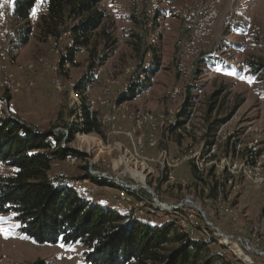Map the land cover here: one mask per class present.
<instances>
[{"label":"rangeland","instance_id":"1","mask_svg":"<svg viewBox=\"0 0 264 264\" xmlns=\"http://www.w3.org/2000/svg\"><path fill=\"white\" fill-rule=\"evenodd\" d=\"M1 1L4 0L0 5ZM17 1L11 3L8 19L3 18L0 6V45L13 49L1 55L0 62L23 85L33 86L12 92L0 85V112L41 133L66 134L65 129H55L54 125L60 112L62 122L72 123L74 118L69 113L75 109L74 99L66 87L57 88L54 74L42 67L40 60L60 66L69 35L57 41L40 36L42 14L47 11V0H43L34 6L35 16L31 11L32 34L29 42L22 44L26 26L14 16ZM104 7L115 24L113 35L118 42L109 50L103 44L98 48L99 59L108 57L101 61L88 98L104 96L105 81L112 80L115 97L127 103L130 114L136 111L164 116L156 135L159 144L156 150L144 154L138 151L137 155L129 141L123 139L124 130L133 129L135 122L130 116L127 121L120 116L123 130L116 129L113 137L76 132L66 146L83 153L85 158L79 164L76 159L75 164L67 160L54 162L51 174L67 185L72 180L81 181L75 189L95 204L133 214L139 220H175L179 229L193 226V237L201 235L202 225L208 222L226 236L244 239L235 251L221 249L216 243L211 246L213 250L226 254L232 264H249L247 258L253 264H264V68L256 72V65H264V0H105ZM156 56L160 58L159 72L152 78L149 90L135 100H123L132 83L147 82ZM88 59V52H80L75 66H60L58 77L64 85H77L87 78ZM31 64L32 70L28 68ZM241 76L253 77L255 83L249 84ZM172 88L181 91L175 104L168 98ZM186 103L191 105L187 115L170 116L169 109L182 113ZM225 118L228 120L217 130H208L214 121ZM123 144L122 152L115 147L123 149ZM210 144L214 146L210 148ZM164 152L171 159L185 152H200L203 181L194 177L191 160L173 173H165L160 158ZM91 172L118 177L130 186L145 184L154 195L142 191L147 204L140 206L121 188L89 180L86 174ZM14 173L0 165V178ZM216 181H228L230 195L226 200L208 198ZM153 199L163 207L183 205V209L170 215L150 205ZM151 208L160 213L156 218L150 216ZM0 216L19 225L12 229V237L0 235V264H33L38 260L47 264H90V250L83 245L37 244L20 234V224L13 214Z\"/></svg>","mask_w":264,"mask_h":264},{"label":"trees","instance_id":"2","mask_svg":"<svg viewBox=\"0 0 264 264\" xmlns=\"http://www.w3.org/2000/svg\"><path fill=\"white\" fill-rule=\"evenodd\" d=\"M105 0H47L46 13L42 14L39 34L42 38L61 39L64 34L74 40L67 46L60 66L76 65L77 55L85 50L89 53L87 78L77 83V92L82 103L86 134L103 135L104 131L97 115L90 116L88 92L98 68L107 60V55L99 59L98 48L103 44L106 50L118 42L114 38L115 24L104 7ZM37 0H18L15 18L21 20L26 29L22 44H27L32 34L31 11ZM155 68L149 71L147 82L132 83L123 100L131 101L146 93L152 78L158 74L160 58L155 57ZM256 65V72L263 69ZM216 102L211 103L210 113ZM190 103H186L180 117L188 114ZM73 109L69 117H75ZM60 112L54 128L64 132L41 133L19 119L0 112V165L14 170L13 176L0 178V215L13 214L20 224V234L40 245L81 244L90 250V264H232L228 256L211 248L214 241L202 235L191 237L181 231L175 220L151 222L139 220L133 214L95 204L84 194L59 177L51 174L54 162L74 158H85L83 153L67 147L74 140L78 126L62 122ZM228 119L216 120L209 126L214 131ZM210 148L214 144L209 145ZM79 162V163H78ZM194 177L203 181L192 163ZM88 170V167H85ZM88 179L101 186L120 187L114 182L87 173ZM228 181L218 182L209 190V199L225 200ZM223 184V185H222ZM122 191V190H121ZM128 196L140 200V195L127 191ZM150 216L160 214L149 209ZM156 210V209H155ZM169 217V216H167ZM206 240H202V238ZM33 264H47L38 260Z\"/></svg>","mask_w":264,"mask_h":264},{"label":"built area","instance_id":"3","mask_svg":"<svg viewBox=\"0 0 264 264\" xmlns=\"http://www.w3.org/2000/svg\"><path fill=\"white\" fill-rule=\"evenodd\" d=\"M1 5H2L1 10H2L3 18L8 19L11 16V12H12L11 3L6 4L4 3V1H1ZM3 28L6 29V27L4 26ZM1 33H3L2 28H0V34ZM68 41H69L68 46H71L74 44V40L72 38H69ZM11 51H13L11 47L5 48L4 46L0 45V57L1 55H4L5 53L10 54ZM81 52L84 53L85 50ZM40 63L43 65L42 67L52 71V73L54 74V82L57 88L64 89L66 87L70 91L71 97L74 99L75 110L77 112V115L75 117H72L74 118V120L73 119L71 120L72 123L70 124V126H78L80 130L77 132L82 133L83 132L82 129L84 125V116L82 114L81 98H80L79 93L76 90L77 85L75 83H68V85H64V82L62 81V79L58 77L59 70H60V66L58 64H51L49 62H45L43 59L40 60ZM28 68L32 70L34 68V65L31 64L28 66ZM105 83L107 84V87L105 88L104 96L100 95V96H96L93 98L89 97L88 107H89L90 116L97 115V118L102 125L106 138H109L110 136L113 137L117 133L116 129L123 130L122 129L123 127L119 125L120 116L122 119L126 121L127 119H129L128 117L130 116L131 117L130 120H133L135 122V127L130 130H124L125 138L123 136V139L125 141L127 140L129 141L131 145V149L134 148L136 153L138 151H141L144 154L148 150H153V151L156 150L159 144L158 139H156V135L159 129L163 126L164 116L159 115V114H153L151 112L140 114L139 112H136V111H134V114H130V112H128L129 110L128 107H126L127 103H124V102L120 103L119 100L115 97V93L113 90V85H114L113 81L109 79V80H106ZM0 85L2 87L10 89L12 92H19L25 89L26 86L27 87L33 86L31 83L28 85H23L20 81H18L15 78L14 75L9 74L8 72L5 71V68L1 62H0ZM180 96H181V91L179 88H172L168 92V98L173 104H175L178 101ZM3 101L7 102L6 99H4ZM168 112L170 113V116L172 117L177 114L180 117V114H181V111H177L174 109H169ZM176 124L177 123H175V125ZM189 124H190V120L187 122L185 126L188 127ZM64 131L66 132V135L69 136L68 135L69 131L68 130H64ZM146 131H147V134H146ZM98 137H101V136H98ZM163 142L166 143V141H163ZM115 147L122 152L125 148V145L123 146V149H120L116 145ZM200 156H201L200 152L199 153L185 152L183 155L177 158L171 159L169 155L166 152H164V154H161V157H160L163 161V163H161L162 170H164L165 173L167 172V170L173 173V171H175L176 168H179L185 162L191 160L193 161L192 163L195 166L198 174L201 176L203 175L204 170H203V164L200 161ZM67 162L70 164H75L76 160L74 158H70V159H67ZM90 174L93 176L104 178V179L114 182L116 185H118L122 189L123 193L126 192L127 194L128 193L127 191H129L132 194L140 195V200L138 201L140 206H144V204H147L145 203L146 201L142 198L143 197L142 196L143 193H141L142 191H149L150 194L154 195V192L150 188H148L145 184L137 185V186H130L127 183H125L124 180L122 181L118 177L115 178L113 176H108L106 174H99L97 172H91ZM170 176H172V174H170ZM171 179L173 178L171 177ZM144 181H145V178L143 179V182ZM84 182H88V181L85 180ZM69 183H70L69 186L73 188H78L81 186V181L79 180L77 181L72 180ZM152 202H150L149 204L155 206L158 211H161V212L166 211L170 215L171 214L173 215L174 213L179 214V210L183 209L182 208L183 205L179 207L168 206V205L167 207H163L155 199H153ZM158 205L160 206L158 207ZM192 227L193 226L187 225V226H184L183 229H181L180 227V230L187 232L191 237H193L195 233L193 229L194 227L193 228ZM201 235L213 240L214 243H216V245L220 247L221 249L230 250V252L231 250L235 251L236 249H239L237 247L238 242H242L244 240V239L242 240L241 238H237V237L226 236L224 233L220 231V229H215L214 226L208 222L202 225ZM247 262L249 264H253V261L250 258H247Z\"/></svg>","mask_w":264,"mask_h":264},{"label":"snow or ice","instance_id":"4","mask_svg":"<svg viewBox=\"0 0 264 264\" xmlns=\"http://www.w3.org/2000/svg\"><path fill=\"white\" fill-rule=\"evenodd\" d=\"M14 0H4V3H13ZM43 0H37V5L42 4ZM2 6V5H0ZM37 9H33V15H36ZM217 71H221L220 69H217ZM227 75H235V73H225ZM240 79L245 80L247 83L252 84L255 83V80L253 77H245L241 76ZM15 227H19V225L12 224L6 217L0 216V235H3L5 238H10L14 235L12 229ZM63 247V245H61Z\"/></svg>","mask_w":264,"mask_h":264},{"label":"bare ground","instance_id":"5","mask_svg":"<svg viewBox=\"0 0 264 264\" xmlns=\"http://www.w3.org/2000/svg\"><path fill=\"white\" fill-rule=\"evenodd\" d=\"M162 206H164V205H162Z\"/></svg>","mask_w":264,"mask_h":264},{"label":"water","instance_id":"6","mask_svg":"<svg viewBox=\"0 0 264 264\" xmlns=\"http://www.w3.org/2000/svg\"><path fill=\"white\" fill-rule=\"evenodd\" d=\"M158 201V200H157ZM159 202V201H158Z\"/></svg>","mask_w":264,"mask_h":264}]
</instances>
